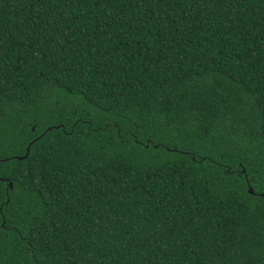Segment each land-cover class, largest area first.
<instances>
[{
  "label": "trees",
  "instance_id": "obj_1",
  "mask_svg": "<svg viewBox=\"0 0 264 264\" xmlns=\"http://www.w3.org/2000/svg\"><path fill=\"white\" fill-rule=\"evenodd\" d=\"M0 264H264V0H0Z\"/></svg>",
  "mask_w": 264,
  "mask_h": 264
},
{
  "label": "water",
  "instance_id": "obj_2",
  "mask_svg": "<svg viewBox=\"0 0 264 264\" xmlns=\"http://www.w3.org/2000/svg\"><path fill=\"white\" fill-rule=\"evenodd\" d=\"M28 151H29V148H28ZM24 156H21V157H19V158H23ZM10 185H11V187H12V183L10 182Z\"/></svg>",
  "mask_w": 264,
  "mask_h": 264
}]
</instances>
